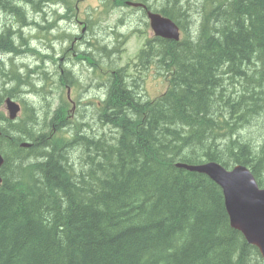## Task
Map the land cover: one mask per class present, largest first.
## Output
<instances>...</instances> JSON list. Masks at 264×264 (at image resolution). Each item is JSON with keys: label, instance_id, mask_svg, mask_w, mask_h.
Returning <instances> with one entry per match:
<instances>
[{"label": "trees", "instance_id": "trees-1", "mask_svg": "<svg viewBox=\"0 0 264 264\" xmlns=\"http://www.w3.org/2000/svg\"><path fill=\"white\" fill-rule=\"evenodd\" d=\"M17 1L0 0V12L13 13ZM142 1L183 32L179 41L156 38L155 52H144L147 63L157 58L166 81L161 95L140 103L118 71L96 114L98 134L72 139L77 126L86 125L71 118L65 144L54 125L50 138L27 135L28 152L46 153L23 166L16 162L26 152L19 148L23 139L1 130L0 264H264L230 227L219 187L175 166L240 164L264 187V136L244 139L247 128L264 119V0H201L191 33L183 24L189 16L184 0H162L159 9ZM10 33L0 32V52L20 48ZM91 47L95 55L98 46ZM16 72L6 74L7 81L22 82L25 76ZM4 79L0 73V101L17 92ZM27 110L21 122L32 125ZM66 112L63 100L51 115L63 123ZM69 144L79 157L65 165L60 148Z\"/></svg>", "mask_w": 264, "mask_h": 264}, {"label": "rangeland", "instance_id": "rangeland-1", "mask_svg": "<svg viewBox=\"0 0 264 264\" xmlns=\"http://www.w3.org/2000/svg\"><path fill=\"white\" fill-rule=\"evenodd\" d=\"M83 1L84 0H78L77 2L73 0L71 2L70 0L73 20L77 26L76 27L73 25L72 31L78 32V39H74L77 40V42L75 46L71 47V49L66 52L65 57H73V55L71 54L73 48L84 50L83 42H85L86 34L85 32L82 33V23H79L76 20L75 16L78 14L79 18H81L83 7L87 4H89V6L86 7L84 11L90 12L92 9H94L98 17L97 20L99 29H95V32L97 36H99V43L109 44L106 46L105 50H101L98 54H96V58H92L91 54L86 52L84 56L85 67L83 64H78V66L74 65V60H61V55L59 54L61 46L58 43L66 39V36L64 35L62 30L66 26V24L57 22V15L59 14V12H62L57 5H62L64 3L63 0H20L18 1L20 3L17 4L20 6V8L15 10L13 13L6 14L0 12V30H11V33L8 34L10 41L13 42L14 47H17V45H19L20 47L17 48L16 51H10L11 53L5 52L9 50L0 52V73L2 77L5 78L3 82L4 84L10 76V71H17L16 73L25 76L22 79L23 81H20L19 84L17 82H14L13 80L7 82L9 83V88L12 86H16L17 96L15 97V99L17 100V102L19 101L18 103H20L22 109L23 107L25 108V106H29V112L32 121V125H29L27 123L23 125L22 122L16 118V120L12 122L13 124L9 126L1 125V123L5 122V120H0V128H3L7 131L9 136H11V140L16 137L19 139L22 138L23 140L29 142L28 139H26L27 135L35 139L39 136V133L49 136V132H47V130L51 125H54L57 128V131L55 129L53 131L56 134L61 135V137L59 138L61 144H65L66 142H68L66 138L71 130V123L69 121L71 118L74 119L77 125L79 123H85L86 125H78L77 130H79V132L75 136H73L72 139L76 138L81 132L84 136L89 135V133L91 135H94L93 133L98 134L100 128L102 129V127L100 126L101 123L98 122L99 118L96 116V114L99 113L102 107L100 106V103L95 99L94 95L96 93L98 97L104 98V93H107V89L109 90L110 85L107 86L106 90H103V88H99V81L101 78L96 80L94 76L100 73L102 70L103 63L101 60L104 57H108L113 54L114 48L117 46V44L114 43L116 39L122 40L121 45L123 46V51L121 53L120 59L116 62V67H127L128 65V70H123L122 74L126 75L128 71L130 76L136 75L137 77H139V80H137V82L139 83L137 84L126 82L127 89L128 87H130L131 90L135 92L136 96L132 92L134 98L139 102L141 100L146 101V99L153 100L156 99V97L165 90L166 84L164 83V79H162V77L158 75L159 70H157L154 66L151 68V70H149V68L147 71L142 70L143 74H138L135 70V64H137L136 54L143 47V44L146 45V43H144L145 40H147L151 36L147 28L141 26L138 28V30H134V25H132L131 23L127 24V28L125 27V25L123 27L121 23H125L126 21H121L119 23H115V25H112V23L121 20L123 18L122 15L111 12L107 20V15L103 14V9L102 11H99L100 8L97 7V5L103 0H85V2ZM184 1L187 4L185 5V7H183V9L187 11L185 13H187V15L189 16L187 22L183 24L185 27L189 28V31L191 33L198 21V17L196 19L195 16L198 12L197 3L201 2V0ZM148 2L152 9H159L162 5V2L164 1L148 0ZM75 8H78L77 13ZM119 10L123 15L130 14L129 19H133V13H131L134 11L133 9L124 10L122 7H119ZM30 23L33 25H31ZM25 24L26 27L23 26ZM46 24L47 26L45 27ZM107 25L110 29H112V32L107 31ZM53 28L56 29L53 30ZM49 32L51 33L48 34ZM119 35H122V37L119 38ZM48 36H50L51 46H54L53 49H48ZM15 37L16 41L14 40ZM72 40L73 39L70 40L69 44H71ZM80 45L82 47H79ZM112 45H115L114 48L112 47ZM30 49H35V52L31 51ZM109 49L112 50V53L107 56V53L110 52ZM44 53L48 54V57L41 58L42 56H44ZM51 57H54V59L57 60L56 63L52 61ZM144 59H146L145 56ZM151 60L152 59L150 58L149 61ZM70 66L74 67V72H72L74 78H79L81 83H78L82 84V87L76 85L72 87V92L76 96V100L74 98L73 100L74 102L80 101L79 104H82V107L79 108L76 112H74V109L71 108L73 115L69 112H66L64 117L65 122L61 123L62 120H60L61 122H58V117L52 116L51 111H49V108L53 110L59 104L60 100L58 99V96L51 95L52 93H57V91L54 90V84H50L52 83V80L48 79L52 78L55 80L56 77L53 74L59 72L61 67L68 69L70 68ZM118 71L119 70L115 67H108L106 69L108 75H110L111 72L117 73ZM6 74L8 77H6ZM90 77L92 78V80H90ZM44 83L47 84V87H45L44 91H42V88H40V86H43ZM49 86L52 90L51 93H49ZM38 88H40L39 91ZM64 92L65 89L62 93L63 96ZM47 111L49 112L46 114ZM0 113L4 117L7 116L5 106H0ZM45 114L47 117L45 116ZM261 120L262 121L257 124L258 126L256 125L257 128L253 127L250 130H248L250 126L247 128V131L244 134V139L250 140L251 138L254 141L256 139L257 141L263 140L264 119L262 118ZM56 122H58V124ZM24 127H26V132L22 129ZM20 130H22V132ZM101 131L107 132L110 130L106 127ZM34 133H37V136H34ZM228 140L229 138L227 137V141ZM9 142L11 141L9 140ZM79 142H81L82 144V141ZM215 143L218 144L219 139L216 140ZM5 144L6 143L4 142L3 145ZM72 144L73 146L75 145V147H81L79 143L77 144V142H72ZM40 146L41 145H38L37 147ZM60 149H62L63 154H65V165H70L73 161L77 162V158L79 156L76 155V152L71 153L72 147L70 148V144L64 145ZM42 150L36 149L32 153H30V151L28 152V150H25V153L21 151V155L19 157L17 156L18 159L16 162L19 163V166H23V164H26L25 160H34L38 162L40 160H35V158L40 157L41 153H46L44 150ZM72 166L74 167L75 164H72ZM78 166L79 164L77 165V168ZM18 167L15 169L16 175H19ZM75 173L78 172H76L75 170ZM7 176L10 177V172L7 174Z\"/></svg>", "mask_w": 264, "mask_h": 264}, {"label": "water", "instance_id": "water-1", "mask_svg": "<svg viewBox=\"0 0 264 264\" xmlns=\"http://www.w3.org/2000/svg\"><path fill=\"white\" fill-rule=\"evenodd\" d=\"M149 19L156 35L178 40L179 29L172 21L155 14H150ZM6 104L10 118H14L18 107L9 100ZM177 167L203 173L221 188L230 226L239 230L248 243L257 247L264 258V190L257 189L252 175L240 166L227 172L214 162L198 166L177 164Z\"/></svg>", "mask_w": 264, "mask_h": 264}, {"label": "bare ground", "instance_id": "bare-ground-1", "mask_svg": "<svg viewBox=\"0 0 264 264\" xmlns=\"http://www.w3.org/2000/svg\"><path fill=\"white\" fill-rule=\"evenodd\" d=\"M164 3V2H163ZM148 4V3H147ZM206 4H208V2L206 3ZM215 4V3H214ZM145 5V4H144ZM149 5V4H148ZM210 6V5H209ZM215 6V5H214ZM146 7V6H145ZM204 7V6H203ZM211 7V6H210ZM147 8V7H146ZM149 8V7H148ZM209 9V8H208ZM151 10V9H150ZM202 10V9H201ZM200 10V11H201ZM206 10V9H205ZM203 14V13H202ZM200 19V18H199ZM194 24V23H193ZM199 24H200V22H199ZM195 25H197V24H195ZM32 51V50H31ZM152 60L154 59V58H152V57H150ZM114 74H116V72H111V74H110V76H113ZM128 89L129 90H131V88L130 87H128ZM260 91V90H259ZM15 95H17L16 94V92H15ZM142 98V97H141ZM11 103H13V101H10ZM14 104V103H13ZM3 106H5V110H6V113H7V116L6 117H4L3 116V118H4V120H5V122L7 121V122H11V124H13L12 122H14L15 120H16V117H14V118H10V112H9V109H8V106H7V104H5V105H3ZM1 114V113H0ZM2 115V114H1ZM3 128H0V137H1V134H2V132H1V130H2ZM4 133V132H3ZM35 134V133H34ZM30 135V134H29ZM36 135V134H35ZM34 135V136H35ZM37 136V135H36ZM27 139V138H26ZM30 139V138H29ZM29 139H28V141H29ZM9 141V140H8ZM3 141H0V147L3 149ZM31 145H32V143L29 141V142H27L26 140H21V142L19 143V148H21V149H24V150H27V149H29L30 147H31ZM4 150V149H3ZM32 155V154H31ZM23 159V158H22ZM3 163H4V159H3V155H2V153L0 152V167L2 168V165H3ZM34 163V162H33ZM177 164H184V163H176L175 164V166L177 167ZM25 165V164H24ZM177 168H180V167H177ZM181 169V168H180ZM15 179V178H14ZM22 189V188H21Z\"/></svg>", "mask_w": 264, "mask_h": 264}, {"label": "flooded vegetation", "instance_id": "flooded-vegetation-1", "mask_svg": "<svg viewBox=\"0 0 264 264\" xmlns=\"http://www.w3.org/2000/svg\"><path fill=\"white\" fill-rule=\"evenodd\" d=\"M131 92H133L132 90H130ZM134 94H135V92H133ZM3 147V146H2ZM7 149H8V147H6ZM3 149H5L4 147H3ZM4 159V158H3ZM4 164V163H3ZM2 168H3V165H2Z\"/></svg>", "mask_w": 264, "mask_h": 264}]
</instances>
